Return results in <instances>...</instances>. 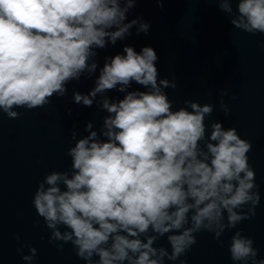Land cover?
<instances>
[{
  "label": "clouds",
  "instance_id": "9594fccd",
  "mask_svg": "<svg viewBox=\"0 0 264 264\" xmlns=\"http://www.w3.org/2000/svg\"><path fill=\"white\" fill-rule=\"evenodd\" d=\"M139 2L0 0V113L18 119L16 109L44 108L82 77L93 86L73 88L71 103L105 113L98 129L88 121L79 138L73 124L69 170L45 173L32 195L36 215L50 230L48 242L60 251L71 244L85 264L175 262L205 231L223 247L221 236L255 217L260 203L251 142L221 121L206 124L212 104L185 99L174 108L165 89L177 84L160 78L154 48L122 44L99 63L100 50L125 41L133 28L137 36L149 33L150 21L129 19ZM153 2L163 10L167 0ZM211 2L233 28L264 34V0ZM113 91L122 96L108 95ZM225 95L220 90L227 117ZM162 237L168 248L156 246ZM27 247L21 259L32 264L37 250ZM228 253L233 264H264L240 229L229 238Z\"/></svg>",
  "mask_w": 264,
  "mask_h": 264
},
{
  "label": "water",
  "instance_id": "95a60500",
  "mask_svg": "<svg viewBox=\"0 0 264 264\" xmlns=\"http://www.w3.org/2000/svg\"><path fill=\"white\" fill-rule=\"evenodd\" d=\"M232 6L235 10L236 5ZM137 16L150 21L149 33L137 36L133 28V35L125 41L100 50L99 63L121 51L122 44L137 51L142 46L154 48L160 78L174 79L177 84L176 89H165L174 108L184 106L185 99L212 104L213 113L205 123L221 121L252 144L249 164L260 193L255 217L226 231L220 238L223 247L211 233L197 234V243L180 260L184 264H233L228 244L237 229L254 240L258 258H264V34L233 28L228 14L211 0H167L163 10L153 0H141L130 11L129 19ZM92 86L91 80L82 77L68 85L67 96L53 97L44 108L16 109L22 113L18 119L0 113V264H27L21 259L22 254H28L27 246L37 250L32 264H85L75 256L71 244L60 251L48 242L50 230L36 215L32 195L45 173L69 170L71 160L65 153L74 143L69 132L73 124L78 138L86 135L83 126L88 121L99 128L105 113L95 105L85 108L70 100L73 88L87 92ZM132 88L140 86L133 84ZM220 90L227 93L223 97L229 109L227 117L220 107ZM108 95L122 96L115 91ZM66 106L72 109L71 115ZM22 245H26L22 253L17 252ZM156 246L169 247L163 237ZM180 260L165 264H180Z\"/></svg>",
  "mask_w": 264,
  "mask_h": 264
}]
</instances>
